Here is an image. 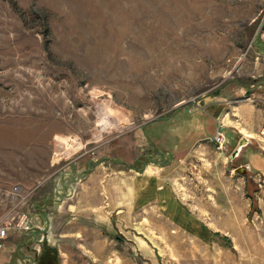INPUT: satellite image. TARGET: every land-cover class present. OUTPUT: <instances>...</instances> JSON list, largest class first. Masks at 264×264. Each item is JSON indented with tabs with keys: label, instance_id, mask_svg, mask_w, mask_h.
Here are the masks:
<instances>
[{
	"label": "rangeland",
	"instance_id": "1",
	"mask_svg": "<svg viewBox=\"0 0 264 264\" xmlns=\"http://www.w3.org/2000/svg\"><path fill=\"white\" fill-rule=\"evenodd\" d=\"M243 136L264 156V0H0L6 264H264Z\"/></svg>",
	"mask_w": 264,
	"mask_h": 264
},
{
	"label": "crops",
	"instance_id": "2",
	"mask_svg": "<svg viewBox=\"0 0 264 264\" xmlns=\"http://www.w3.org/2000/svg\"><path fill=\"white\" fill-rule=\"evenodd\" d=\"M203 104H200V106H196L194 108V110L192 109L190 111L191 113H193L192 111H195V113H193V116H197V117H200V118L206 117L204 119H210L211 123H213L214 122L213 120L219 119L220 118L219 115L220 114L222 115L223 112H224L223 111L224 109L223 110H220L219 108L216 107L215 104H212V103H203ZM200 123H202V122H199V119H197L195 122H193V126H194V129L193 130H194V133H196V134L199 133V131H200L199 130ZM176 133L179 134L178 132H176ZM153 135H155V134H153ZM152 138H154V136H152ZM184 140H185L184 142H186V139H184ZM252 146H253V144L252 143H249L247 146H245L243 148L241 154L246 155V157L248 159V163H247L248 166H253L258 171L264 172V156L258 150L252 149L251 148ZM163 148L166 149L164 146H163ZM177 152L179 154H181V152L179 150ZM160 188H162V187H160ZM160 198H163V200H165L164 198H169V197H167L166 194H160L159 200H162ZM32 229H33V227H32ZM27 257H25V258L27 260H29V264H31V262H32V264H35L34 263L35 260L33 261L34 258H32V256L29 257L27 255ZM10 260H11V257L10 258L8 257V255L6 254V247H4L2 250H0V264H6Z\"/></svg>",
	"mask_w": 264,
	"mask_h": 264
},
{
	"label": "water",
	"instance_id": "3",
	"mask_svg": "<svg viewBox=\"0 0 264 264\" xmlns=\"http://www.w3.org/2000/svg\"><path fill=\"white\" fill-rule=\"evenodd\" d=\"M249 143L254 144V142H253L251 139H248V138H246L245 136H243V137L240 139L237 148H236V149L234 150V152L232 153V157H233V158H234V157H239V156L241 155V153H242L243 148H244L245 146H247ZM245 167H246V166H245ZM245 167H244V166H241L240 168H238V170H239L240 172L245 171ZM247 167H248V165H247ZM247 167H246V168H247ZM116 238H117L118 240H122V237H121V236H117Z\"/></svg>",
	"mask_w": 264,
	"mask_h": 264
},
{
	"label": "bare ground",
	"instance_id": "4",
	"mask_svg": "<svg viewBox=\"0 0 264 264\" xmlns=\"http://www.w3.org/2000/svg\"><path fill=\"white\" fill-rule=\"evenodd\" d=\"M130 122L131 121L128 119H121V120L117 121L116 123H109V122L103 120L102 118H100V124H102V129L104 131L111 129L112 127H115V129H122V128L128 126L130 124ZM97 137L100 138L101 134L97 135Z\"/></svg>",
	"mask_w": 264,
	"mask_h": 264
},
{
	"label": "built area",
	"instance_id": "5",
	"mask_svg": "<svg viewBox=\"0 0 264 264\" xmlns=\"http://www.w3.org/2000/svg\"><path fill=\"white\" fill-rule=\"evenodd\" d=\"M214 141L216 143H218V144L223 145L227 141V138H226L225 134H223L221 132H218V134L214 138ZM27 228H28V226H27ZM7 229L8 228H6V227L5 228H0V239L3 238L6 235ZM2 246H3V243L0 241V248Z\"/></svg>",
	"mask_w": 264,
	"mask_h": 264
}]
</instances>
